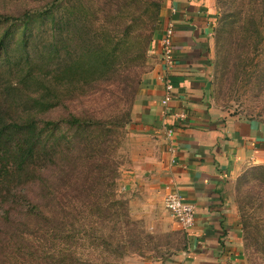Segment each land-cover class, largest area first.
<instances>
[{"label": "rangeland", "instance_id": "rangeland-1", "mask_svg": "<svg viewBox=\"0 0 264 264\" xmlns=\"http://www.w3.org/2000/svg\"><path fill=\"white\" fill-rule=\"evenodd\" d=\"M249 1L255 0L233 2L228 25L223 26L225 12L215 0L212 96L215 105L227 113L264 124V0H256L260 32L247 15ZM51 4L52 12L43 18L35 16L29 24L14 19ZM169 8V0H0V38L5 31L10 33L0 48L2 122L36 117L39 129L47 120L61 122L70 112L83 111L112 123L121 118L118 113L130 108V120L121 127L120 167L117 175H107L109 187L115 186L107 192L115 194L103 208L97 203L101 171H96L99 178L92 181L93 191L81 194L67 187L76 173L90 171L85 156L99 134L79 129L78 137H73L75 130L70 134L73 140L66 141L65 123L54 135L50 131L44 135L48 142L37 166L45 170L48 180L33 185L30 178L25 185L15 176L9 189L0 185V264H56L57 260L59 264L186 263V232L179 227L163 230L154 220L157 214L148 220L135 218L123 186L124 168L131 157L135 101L158 66L157 30ZM218 27H222L221 36ZM135 84L138 91L133 97ZM53 144L57 147L50 152ZM68 145L71 160L62 163L66 154H61V148ZM260 165L264 164L246 168L230 183L232 203L244 225L243 264H264V168ZM27 193L30 204L24 197ZM114 198L126 203L112 205ZM170 218L178 224L171 212Z\"/></svg>", "mask_w": 264, "mask_h": 264}, {"label": "crops", "instance_id": "crops-1", "mask_svg": "<svg viewBox=\"0 0 264 264\" xmlns=\"http://www.w3.org/2000/svg\"><path fill=\"white\" fill-rule=\"evenodd\" d=\"M169 5L155 41L158 66L133 109L124 190L132 215L148 220L157 214L163 230L181 228L165 209L169 191L195 203V224L185 231V264H243V228L230 183L246 168L264 164V124L213 102L215 0H169ZM170 20L173 64L167 66L161 46ZM166 79L174 87L167 104ZM168 128L174 129L171 141Z\"/></svg>", "mask_w": 264, "mask_h": 264}, {"label": "trees", "instance_id": "trees-1", "mask_svg": "<svg viewBox=\"0 0 264 264\" xmlns=\"http://www.w3.org/2000/svg\"><path fill=\"white\" fill-rule=\"evenodd\" d=\"M61 2H64L65 0H59ZM219 4L221 5V8H223V26L228 25V18H229V7L234 5L236 0H217ZM234 2V3H233ZM249 9L247 10V15L249 16V19L253 23V28L256 30V32H260V29L258 27L259 20H256L257 12L260 11L259 6L260 3L258 1H253L251 3L249 1ZM56 6V5H55ZM53 6L46 5L43 8H37L34 10L27 11L23 17H13L14 19H24V22L26 24H29L35 16L38 17H44L45 14H48L49 12H52ZM7 19H11L10 17H7ZM222 27H218L217 31H219V35L221 36ZM159 32V29L157 30V33ZM9 31H5L3 35L0 38V48L5 44L6 38L9 36ZM217 46L220 49V37L219 41H217ZM222 48V47H221ZM56 54L60 52V50L57 48L55 49ZM138 91V86L135 84L132 87V94L133 97ZM55 108V107H51ZM120 109V108H119ZM119 109L117 112H119ZM130 108L128 109L124 108V111L121 113H118L119 117L114 118L112 123L108 121V119L103 122L98 121L96 117H93L89 115L87 112L83 111H72L69 114V118L65 121H55V120H47L45 121V125L38 129V121L36 117H29L26 118L23 121H15L12 123L8 122H2L0 120V185L1 186H7L9 189L8 184L12 182V180L15 178V176L22 178L23 184L27 185L30 184L28 180H31L32 178V184L36 185V183L41 180H48L47 179V173H45V170L42 168H39L37 166V163L40 159V153L41 150L46 149V143L48 142V138H44V135L46 132L50 131L52 135L55 134L56 130L62 125V123H65L67 125V129L65 133L63 134V139L65 138L66 141H72L73 138L71 137L72 131L76 132L74 133L73 137H78L80 135L79 129L81 131L86 130L90 133L97 132L98 138L101 141V145L98 144L99 140H96V143L93 144V149L89 154H87L85 157H89V162L87 165L90 167V171L86 174H79L76 173L74 178V181L72 184H68L67 187L70 190H75V192H79L83 194L82 191H93L96 188L92 187V182L94 178H99V173H96V171H101L102 174V181L99 182V186L97 187L99 189V200H98V206L100 208H103V206H106V204H109V198L111 195H114L111 192H107L109 189L115 188V186L109 187L110 182L108 181V173L111 172V174L117 175L118 169L120 167V161L118 157V149L121 143V127L126 125L130 120ZM127 115V116H126ZM126 117V118H125ZM114 125V128H112ZM95 136H97L95 134ZM50 146V152L55 151L56 147ZM70 152L69 145L65 148H61V154H66L65 157L61 158V161L63 163L64 159L71 160L72 153ZM76 157L78 159L82 158V155L80 152L77 153ZM84 157V159H85ZM259 167L264 168V165H260ZM80 169V168H79ZM62 170H65L64 168ZM61 170V171H62ZM88 170V168L86 169ZM38 172V174H37ZM91 174H94V176H90ZM97 174V175H96ZM83 175V176H81ZM3 179H6L5 182L2 181ZM77 181V182H76ZM76 182V183H75ZM97 183V181H95ZM85 184H88V186H84ZM116 184V183H115ZM88 188V189H87ZM23 190H26L24 187H22ZM96 194V193H92ZM27 194H24V197L26 200H28L29 204L32 203L30 198L27 196ZM126 203L125 200L122 198H114V201L112 205L118 204L119 206H123V204ZM37 204H35V208H37ZM244 207H241L243 209ZM126 216L127 214L124 213ZM127 217V216H126ZM128 219V218H127ZM243 222V221H242ZM259 224L261 223L258 221ZM243 225V224H242ZM258 225V224H257ZM244 227V225H243ZM263 230V229H262ZM261 230V231H262ZM247 239V236L245 237ZM55 259V258H52ZM61 261L56 262V264H59Z\"/></svg>", "mask_w": 264, "mask_h": 264}, {"label": "built area", "instance_id": "built-area-1", "mask_svg": "<svg viewBox=\"0 0 264 264\" xmlns=\"http://www.w3.org/2000/svg\"><path fill=\"white\" fill-rule=\"evenodd\" d=\"M174 27V22H169L165 34L162 37V58L167 66H172L173 64L172 36L174 33ZM173 88L174 87L171 81L166 79V94L163 99V103L167 104L171 100ZM166 134L167 138L171 141L174 136V129L168 128ZM170 149L174 150L175 148L171 145ZM165 201L167 209L177 219L184 231H188L191 227H193L196 220V205L194 202L186 200L180 193L174 190L169 191L166 195Z\"/></svg>", "mask_w": 264, "mask_h": 264}]
</instances>
